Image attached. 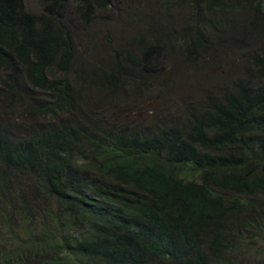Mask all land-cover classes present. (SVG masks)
<instances>
[{
  "label": "trees",
  "instance_id": "1",
  "mask_svg": "<svg viewBox=\"0 0 264 264\" xmlns=\"http://www.w3.org/2000/svg\"><path fill=\"white\" fill-rule=\"evenodd\" d=\"M115 1L0 0V264H264V0H160L183 25L85 66L74 25ZM227 47L220 91L119 119Z\"/></svg>",
  "mask_w": 264,
  "mask_h": 264
},
{
  "label": "rangeland",
  "instance_id": "2",
  "mask_svg": "<svg viewBox=\"0 0 264 264\" xmlns=\"http://www.w3.org/2000/svg\"><path fill=\"white\" fill-rule=\"evenodd\" d=\"M26 5L33 12L40 10L38 0H26ZM113 9L117 11L116 15L99 17L89 26L78 22L74 25L76 58L85 66L93 62H109L114 50H119L121 46L130 48L129 42L134 38L162 32L163 29H168L169 22L171 27L178 29L184 22L181 18L183 15L179 14L163 21L159 19V15L163 13L160 0H116ZM145 11L153 13L148 14L154 15L155 24L149 25V22L141 21L142 12ZM148 14L143 15L149 20ZM212 56L206 55L202 65H197L195 69L193 65L188 71L178 69L176 65H168L167 73L163 74L167 80L165 86L135 95V99L131 95V98L122 104L119 119H129L147 126L152 122L180 115L190 102L196 101L208 91H220L235 72L237 59L228 47L226 54L219 52L211 61L209 59Z\"/></svg>",
  "mask_w": 264,
  "mask_h": 264
}]
</instances>
